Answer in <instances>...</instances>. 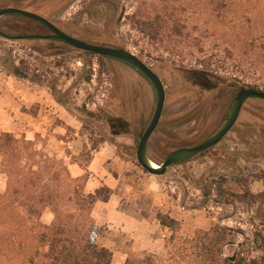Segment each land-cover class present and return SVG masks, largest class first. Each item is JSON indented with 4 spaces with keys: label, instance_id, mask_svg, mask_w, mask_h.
Returning a JSON list of instances; mask_svg holds the SVG:
<instances>
[{
    "label": "rangeland",
    "instance_id": "obj_1",
    "mask_svg": "<svg viewBox=\"0 0 264 264\" xmlns=\"http://www.w3.org/2000/svg\"><path fill=\"white\" fill-rule=\"evenodd\" d=\"M217 1L38 2L48 10H55L51 15L58 22H78L115 34L116 43L146 64L156 67L167 63L204 70L226 79L233 87L264 89L263 59L255 61L260 53L248 44L252 38L264 41V0H225V5L220 0V8L216 9L212 3ZM156 14L163 29L155 34L145 32L138 21L154 18ZM11 21L18 24L14 19ZM30 43L0 39V114L1 118L6 113L17 114L19 130L30 126L40 130L42 159L52 162L51 170L60 171L62 177L66 175L67 163L76 162L82 167L83 176L88 179L90 173L97 176L99 167L89 172L87 165L96 150L109 143L115 151L107 150L111 158L105 171L128 176L133 185L131 193L138 188L136 197L131 196L126 206L127 211L134 209L137 216L147 214L151 219L157 211L168 213L178 220V234L183 237L223 225L231 231L221 247L223 256L234 252L236 258L264 254L260 244L264 237V148L260 145L264 133L251 125L264 124V102H247L237 126L210 153L170 166L161 176L152 175L136 160L137 142L150 116L136 111L132 99L125 100L133 74L122 63L101 55L68 48H63L62 53L45 50L43 54L38 50H43L47 43ZM21 61L29 71L21 69ZM15 68L26 73L27 79L14 76ZM33 76L35 81L31 80ZM170 81L173 82L172 78ZM178 93L176 89L169 91V101L148 143V156L156 163L170 147L191 143L189 134L195 141L204 134L200 130L202 116L211 109L200 106L199 110L186 113L188 98L193 96L187 98L188 95ZM125 101L134 109L131 114L126 112ZM150 105V100L145 99L144 110ZM119 115L129 120V135L111 133L107 122ZM147 178L153 183L149 184ZM235 178H241L246 185L247 200L235 198L231 192L225 197L218 194L217 181H223L227 190L242 193ZM145 189L152 194L147 191L143 194ZM146 195L150 198H141ZM149 203L151 210L144 212L142 205ZM44 212L51 213L48 208ZM102 213L96 209L95 219L102 229L98 242L112 251V264H123L127 252L135 248L164 251L163 239L171 233L167 228L153 227L149 237L139 233L134 243L135 238L117 229V224L113 226L115 219L109 220L108 215L104 218ZM0 264L7 262L0 259Z\"/></svg>",
    "mask_w": 264,
    "mask_h": 264
},
{
    "label": "trees",
    "instance_id": "obj_2",
    "mask_svg": "<svg viewBox=\"0 0 264 264\" xmlns=\"http://www.w3.org/2000/svg\"><path fill=\"white\" fill-rule=\"evenodd\" d=\"M212 4L216 9L221 5L220 0ZM147 19L138 21L145 32L155 34L163 29L158 14ZM248 44L260 53L255 61L261 58L264 62V41L252 38ZM20 66L30 70L23 61ZM39 136L30 141L22 134H0V172L7 177V187L0 192V259L7 264H112V251L98 242L102 229L91 217L94 204L108 201L111 191L99 186L85 192V176L72 177L67 166L62 177L60 171L51 170L52 162L44 161L37 149ZM234 182L241 185L242 193L227 190L223 181H217L218 194L225 197L231 192L233 197L247 200L249 193L242 179ZM47 208L53 215L50 224L40 219ZM155 218L161 228L171 231L164 239V251H129L123 264H264V254L239 256L233 261L223 256L221 247L231 234L223 225L183 237L178 234L177 219L162 211ZM260 244L264 247V237Z\"/></svg>",
    "mask_w": 264,
    "mask_h": 264
},
{
    "label": "flooded vegetation",
    "instance_id": "obj_3",
    "mask_svg": "<svg viewBox=\"0 0 264 264\" xmlns=\"http://www.w3.org/2000/svg\"><path fill=\"white\" fill-rule=\"evenodd\" d=\"M38 1L37 0H0V9L18 8V9H23L25 11L33 12V13H36L44 17L51 24H53L54 26H56L63 32L75 38H78L88 43L100 44V45L114 47V48H122V46L116 43L115 34H111L110 32L106 33L103 29H90L89 26L84 25V24H79L78 22H72V23L58 22L54 20V18L51 15V13H54L55 10L51 11V10L46 9V7H44V5L41 4V2L39 3ZM11 18L16 20L18 24L21 23V26H18V24L17 25L12 24ZM16 29L24 33L20 34L17 32ZM52 35H54V32L51 29H49L46 25H44L43 23L33 18H29L26 16L13 14V13H5V14L0 15V39L19 40V41H24L28 43L34 42V41L47 43V45H44L45 48L43 50H38L39 52L43 54L45 53L44 52L45 50L49 52H60V53L64 51L63 48L65 49L68 48L70 50H79L69 45L68 43L62 41L61 39L57 37H53ZM8 36H13V37L18 36L20 38L11 39V38H8ZM30 45L33 46L35 44L30 43ZM82 52L86 54H93V53L86 52V51H82ZM104 57L114 59L122 63L126 67V69L130 71L131 74H133L131 75L132 77L129 80V91H128L129 96H128V93L126 92L125 100L132 99L133 105L136 106V111H139L140 114L143 112L144 115H146L147 117L150 116V119H151L155 111V107H156V91H155V88L152 82L143 73H141L139 70L135 69L131 65L127 64L126 62L113 58V57H108V56H104ZM146 65L158 75L164 87L165 99H164L160 119L169 101V95H170L169 91L174 90V89L179 91L178 94L180 95L181 94H184V96L188 95L187 98L189 97L190 94L193 96L192 98L190 97L188 98L189 103L186 105L187 107L186 113H193L194 111L199 110L200 106H203L204 108L209 106V108L211 109V111L206 116L204 117L202 116L203 126L202 128H200V130H202L204 134H202L199 140L195 141L192 134L191 135L189 134L188 136L191 140L190 141L191 143L188 142L187 144H181V145H177L174 147H170L167 151H165V153L161 155L160 157L161 161L168 153H170L171 151L175 149L196 146L204 142L209 137L213 136L226 122V117L233 103L235 102L238 92L244 88V87H233L232 85L228 84V81L226 79H222L215 75L206 73L205 71H202V70H193V69H187V68L178 67V66L175 67L174 65L167 64V63H160L156 67L152 66L151 64H146ZM169 78H172L173 82L172 81L169 82ZM145 99L150 100V103H151L150 108H147L146 111L144 110V100ZM251 100H257V101L264 102V99H260V98L246 99L239 111V114L234 124L229 129V131L219 140V142H221L227 136V134L235 126H237L239 120L241 119L242 112L244 110L243 107L245 106L247 102ZM125 104H126L125 107L127 110L125 111L131 114L132 110L134 109L130 108L128 102H126ZM216 111L217 112L219 111V112L216 113ZM160 119H159V122H160ZM112 120L116 122L114 123L112 122ZM129 124H130L129 120L124 119L120 115L115 116L114 119L110 118V120H108L107 122V125L113 135H120V134L129 135V131H128ZM254 124H251V125H253L256 129H260L264 133V124H258V123H254ZM142 133L140 134V136L142 135ZM152 134L147 140V146H146L147 154L149 153L148 143H149V140L151 139ZM140 136H139V139H140ZM175 137H176L175 135L173 136L170 135V138L172 139H174ZM218 143L202 150L201 152H199L192 158L182 163H186L188 161H191L195 157H199L201 155L204 156L210 153L212 149ZM260 145L262 148H264V141ZM136 149H137V146H136ZM263 152L264 150L262 151V153ZM161 161H159L158 163H160ZM182 163H177V164H182ZM177 164H173V165H177Z\"/></svg>",
    "mask_w": 264,
    "mask_h": 264
},
{
    "label": "water",
    "instance_id": "obj_4",
    "mask_svg": "<svg viewBox=\"0 0 264 264\" xmlns=\"http://www.w3.org/2000/svg\"><path fill=\"white\" fill-rule=\"evenodd\" d=\"M5 13H13V14H18V15L29 17V18H33L43 23L44 25H46L49 29H51L54 32V35H52L53 37H57L79 50L90 52L96 55L108 56V57H113V58L122 60L126 62L127 64L131 65L132 67H134L135 69L139 70L152 82L155 88V91H156V107H155V111L147 127L145 128L144 132L140 136V139L137 143V149H136V159H137L138 164L146 172L152 175L161 176L165 174L167 167L173 164L185 162L186 160L192 158L193 156H195L202 150L218 143L219 140L229 131V129L234 124L239 114V111L246 99L248 98L264 99L263 90H258L252 87H244L238 92L235 102L233 103L226 117V122L213 136L209 137L204 142L196 146L175 149L171 151L170 153H168L160 163H156L153 160H151V158L148 156L146 152V146H147L148 138L150 137V135L153 133V131L158 125L164 99H165V91H164V87H163L161 79L158 77V75L155 72H153L152 69H150L139 57H137L136 55H134L133 53L129 52L128 50L124 48H114V47L104 46L100 44H93V43L85 42L83 40H80L78 38H75L63 32L62 30H60L59 28L51 24L47 19H45L44 17L36 13L25 11L23 9H18V8L0 9V15L5 14ZM8 38L16 39L20 37L8 36ZM193 70H196V69H193ZM205 72L209 73L207 71ZM12 74L20 78L28 77L26 73L20 72L17 68L13 70ZM153 163H155L156 166H153ZM228 257L230 258V260L233 261L236 257L235 252L233 255L228 256Z\"/></svg>",
    "mask_w": 264,
    "mask_h": 264
},
{
    "label": "crops",
    "instance_id": "obj_5",
    "mask_svg": "<svg viewBox=\"0 0 264 264\" xmlns=\"http://www.w3.org/2000/svg\"><path fill=\"white\" fill-rule=\"evenodd\" d=\"M27 79V78H22ZM2 113L0 114V134L2 132H10L15 134H22L25 139L30 141H35L37 137L39 136L38 129H33L31 126L28 128H23L22 130H19L20 122L18 120L17 114H11L6 113L4 114V118H1ZM41 136V135H40ZM109 143H105L103 146H101L96 152L93 154V157L90 159L87 170L89 172L95 171V166L97 168L99 167V171L97 170V176H93L92 173H90V178L86 180L84 184V191L85 192H91L95 188L99 186L107 187L110 191V197L108 201L101 202L98 201L94 204L93 209L91 211V217L95 221V224L100 226L95 217L96 209L102 210V214L105 216L108 215L109 220L115 219V224H117L116 228L120 229L121 231L125 232L127 235H129L131 238H135L134 241L139 239V233L142 236L149 237L151 230L153 227L159 226V223L157 224V219L155 216L151 219L150 216L147 214H143L142 216H137V213L134 209H131L130 211H127L126 206L128 205V202L131 201V196H135L136 191L138 192V188L131 193L130 190L133 189V185H131L130 178L128 176H120L119 174H113L111 171L107 169V160L111 158L109 152L112 151L114 153L115 149L113 148V145ZM43 146V142L41 140H38L37 143V149H41ZM107 150H110L109 152ZM68 170L70 172V175L72 177H77L83 174L82 167H80L76 162H70L67 163ZM86 170V169H85ZM101 171V174L99 173ZM148 183H153L152 179L147 178ZM7 187V177L4 173L0 172V192L5 191ZM145 191H142L144 194ZM148 194L150 193V191ZM147 197L142 196V199L150 198V195H146ZM141 200V199H139ZM125 205V206H123ZM147 205V203H146ZM142 205V210L144 212H148L151 210L150 208L152 205L146 206ZM111 214H113V217H109ZM41 221L44 224H50L53 215L49 212H44L41 215ZM164 240V239H163ZM133 241V242H134ZM136 241L134 243H136ZM165 243V242H164ZM164 249V244L162 245ZM136 251H150L153 253H161L160 248L157 250H154L152 248H135Z\"/></svg>",
    "mask_w": 264,
    "mask_h": 264
},
{
    "label": "bare ground",
    "instance_id": "obj_6",
    "mask_svg": "<svg viewBox=\"0 0 264 264\" xmlns=\"http://www.w3.org/2000/svg\"><path fill=\"white\" fill-rule=\"evenodd\" d=\"M153 166H156V164H155V163H153Z\"/></svg>",
    "mask_w": 264,
    "mask_h": 264
}]
</instances>
